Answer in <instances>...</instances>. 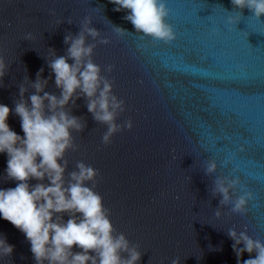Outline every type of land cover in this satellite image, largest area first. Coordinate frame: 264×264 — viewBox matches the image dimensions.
Returning <instances> with one entry per match:
<instances>
[{"label":"clouds","instance_id":"1","mask_svg":"<svg viewBox=\"0 0 264 264\" xmlns=\"http://www.w3.org/2000/svg\"><path fill=\"white\" fill-rule=\"evenodd\" d=\"M109 2L115 5L114 11L127 12L123 19L133 25L141 38L150 37L165 44L176 39L172 25L167 22L170 10L166 0ZM231 4L240 16L245 8L257 20L264 16V0H231ZM233 22L234 18L229 17V23ZM91 24V17L86 16L76 35H65L64 43L69 45L66 55L58 56L52 50L54 58L48 61V67L60 89L59 96L45 91L49 81L42 78L41 68L31 85L35 92L27 100L24 96L28 89L21 85L14 109L0 104V153L7 154V179L17 182L14 188L0 189V216L25 235L36 264H138L142 256L139 245L131 243L123 233H116L110 220L111 211L95 191L98 170L79 161L75 170L65 176L68 167L65 154L77 148L72 133L85 127L80 117L66 110L70 102L74 105L77 99L86 98L93 119L107 127L102 136L105 145L112 142L114 134L133 127L131 119L123 125L116 122L125 111V101L113 93V81L102 75L101 67L93 61L97 45L88 43V38L100 44H108L109 40L100 38V31ZM114 31L120 36L128 33L115 25ZM25 39L31 41L33 37L29 33ZM7 68L0 56V80ZM105 71L111 73L112 65ZM13 111L20 118L23 137L7 123ZM229 162L225 160L223 164L227 166ZM217 167L215 160H209L205 175L215 173ZM33 179L38 183L31 185L29 181ZM45 179L48 183H44ZM213 185V197H221L215 216L221 215V207H230L231 213L246 214L253 197L243 188L236 195L241 185L239 177L217 176ZM64 214L69 217L67 221ZM227 235L234 241L232 249L237 264H264V242L234 228ZM74 246L81 251L73 252ZM13 251L14 245L0 236V257L11 256ZM245 252L250 258L241 260ZM171 264H180L179 258Z\"/></svg>","mask_w":264,"mask_h":264}]
</instances>
